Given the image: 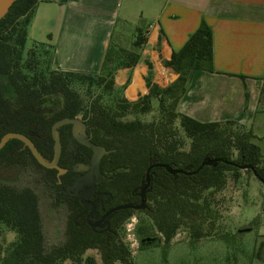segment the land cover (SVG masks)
Returning <instances> with one entry per match:
<instances>
[{
    "label": "trees",
    "instance_id": "1",
    "mask_svg": "<svg viewBox=\"0 0 264 264\" xmlns=\"http://www.w3.org/2000/svg\"><path fill=\"white\" fill-rule=\"evenodd\" d=\"M41 1L17 0L0 20V141L9 132L24 134L41 156L51 161L55 155L53 125L64 118H80L85 124V136L103 150L94 196L98 214L119 205L141 206L149 170L150 182L144 208L115 212L107 228H94L86 222L88 212L80 197L64 192L76 179V168L83 158L91 164L94 156L92 147L73 138L72 125L58 129L63 147L59 166L66 172L61 175L57 169L41 166L23 142L10 139L0 150V169L9 174L8 179L0 175V224L16 231L19 238L11 244L3 264H62L67 260L97 264L95 258H85L88 250L99 252L101 264H133L130 246L121 231L137 212L152 220L167 244L182 227L195 240L215 235L222 219L217 196L227 187L228 174L231 172L237 182L245 169L264 186V155L255 143L257 136L252 128L233 121L204 123L177 110L193 74L213 72L211 27L202 22L183 48L171 60L163 61L166 67L183 69L167 87L153 81V66L148 61L145 81L149 92L130 102L123 95L126 85L118 88L115 76L119 69L136 65L140 57L137 50L146 43L142 29L137 30L134 51L109 46L99 74L54 70L51 46L31 43L45 64L40 71L34 68L36 71L31 74L24 55ZM75 86L85 88L90 97L88 103ZM106 96L114 97L113 102H105ZM57 99L59 107L53 105ZM154 99L159 107L152 122L125 119L150 113ZM177 122L190 141L188 149L178 135ZM216 160L200 170L206 162ZM30 166L39 186L50 198H57L67 212L65 241L61 244L46 243L36 189L13 183ZM147 241L142 238L143 245ZM263 247L264 242L256 257L262 258Z\"/></svg>",
    "mask_w": 264,
    "mask_h": 264
},
{
    "label": "crops",
    "instance_id": "2",
    "mask_svg": "<svg viewBox=\"0 0 264 264\" xmlns=\"http://www.w3.org/2000/svg\"><path fill=\"white\" fill-rule=\"evenodd\" d=\"M136 22L132 40L141 28L146 43L137 50L136 65L115 76L118 88L126 85L128 101L148 94V61L160 87L178 78L183 69L163 61L171 60L206 22L213 32V72L193 74L177 110L204 123L233 121L254 133L264 124L258 120L264 101V0H42L29 42L51 46L54 70L99 74L109 46L121 43L125 28L133 29ZM256 227L253 222L241 226L244 231ZM263 242L259 239L256 252ZM257 259L264 264V249Z\"/></svg>",
    "mask_w": 264,
    "mask_h": 264
},
{
    "label": "rangeland",
    "instance_id": "3",
    "mask_svg": "<svg viewBox=\"0 0 264 264\" xmlns=\"http://www.w3.org/2000/svg\"><path fill=\"white\" fill-rule=\"evenodd\" d=\"M125 4L123 3V6ZM137 11V9H136ZM140 20H138L139 22ZM133 24V29L125 28L123 40L118 45V48L125 51H134V30L137 26ZM126 27V26H125ZM118 28H123L121 21L118 23ZM134 33V34H133ZM40 51L32 47L28 43L25 51L24 60L27 63L28 71L33 74L37 68L40 71L45 64L43 63ZM177 76H173V80ZM80 91L88 103L90 97L87 95L85 88L75 86ZM114 97L106 96L105 102L112 103ZM114 104V103H113ZM60 106V101L57 99L54 104ZM159 102L153 100L152 111L148 114L138 116L130 115L127 120L140 118L144 122H152L158 115ZM258 120H264V101L260 108ZM176 128L178 135L185 141L184 148L188 149L190 141L187 139L184 131L180 128L177 122ZM238 128H235V130ZM259 140H256L264 155V124H260L255 130ZM30 166L28 171H24L18 175L13 183L19 187L31 186L36 189L40 196V208L43 220V228L48 246L58 245L65 241V226L67 212L65 207L61 205L57 198H50L49 194L39 186L35 181V171ZM89 165H84L81 169L83 175L76 187L80 192L86 189L92 183L88 171ZM7 170L1 168L0 175L8 179ZM227 187L217 196L219 210L222 214V219L219 222L220 227L217 233L212 237L195 240L191 237L190 231L186 227H182L177 236L169 243H165L163 238L157 233L152 220L144 213L137 212L122 228L121 235L125 242L130 246L132 252L133 264H260L256 257V248L258 245L259 235L264 231V186L263 183L252 173L241 170L239 181L233 180V175L228 174ZM86 197H89L87 192ZM134 229L129 232L128 228L132 224ZM253 222L257 226L252 231H241L245 223ZM241 228V229H240ZM227 233L225 237L222 234ZM145 237L148 241L142 244V238ZM19 235L11 228L0 224V264L7 255L11 244L16 242ZM149 238V239H148ZM260 243V242H259ZM95 258L97 264H101V257L97 250H88L85 258ZM62 264H76L71 260H67ZM122 264V263H117Z\"/></svg>",
    "mask_w": 264,
    "mask_h": 264
},
{
    "label": "water",
    "instance_id": "4",
    "mask_svg": "<svg viewBox=\"0 0 264 264\" xmlns=\"http://www.w3.org/2000/svg\"><path fill=\"white\" fill-rule=\"evenodd\" d=\"M15 1H17V0H0V20L8 13L9 9L11 8V6L13 5V3ZM68 124L72 125L73 135H74L75 139L82 144H85V145L92 147L94 150V156H93V159L91 162V169H90V177H91L92 184L89 187L90 191H94L96 188V184H97V177L96 176L99 172V163H100V159H101V155H102L103 150L101 147L94 144L89 138H87L85 136V124L83 123V121L80 118H64V119L57 121L53 125V127H52V138H53L54 143H55V155L51 161H47L41 156V154L37 150L36 146L34 145L32 140L28 136L21 134V133H17V132H9L2 137V139L0 141V150L4 148V146L6 145V143L10 139L20 140L21 142H23L25 144V146H27L30 149L31 153L33 154V156L35 157V159L38 161V163L41 166H43L47 169H58L59 175H61L65 172V170H63L59 166V161H60L61 154H62V143H61V140L59 138L58 129L64 125H68ZM215 162H218V161L216 160V161L206 162L205 164L202 165L200 170L203 168V166L213 165ZM168 170L170 171L169 168H168ZM149 171L147 174V186H145L141 192L142 205L141 206L121 205V206H118L115 209H113L111 212L121 210V209H130V208L142 209V208H144V206H145V191H146L147 187L149 186V182H150L149 181ZM173 173H177V172H173ZM82 202L86 203L84 195L82 196Z\"/></svg>",
    "mask_w": 264,
    "mask_h": 264
},
{
    "label": "flooded vegetation",
    "instance_id": "5",
    "mask_svg": "<svg viewBox=\"0 0 264 264\" xmlns=\"http://www.w3.org/2000/svg\"><path fill=\"white\" fill-rule=\"evenodd\" d=\"M72 136L73 138L75 139L74 135H73V128H72ZM76 140V139H75ZM77 141V140H76ZM25 145V144H24ZM27 147V146H26ZM62 150H63V147H62ZM62 155V154H61ZM61 159V158H60ZM83 163L78 167L76 168V179L74 180L73 184L68 187L67 190H65L64 192L66 194H68L69 196H76L78 195L80 197V201L81 203L86 207L87 209V216H86V222L91 225L92 227L94 228H100V229H105L107 228L108 226V220L110 218V216L115 213V212H118V211H121V210H126V209H121V210H117V211H114V212H111L113 209H115L116 207L110 209L109 211H107L106 213L104 214H98V208H97V203H96V198L94 197L95 196V190L94 191H90L89 190V187L86 188V189H82L80 192L78 191L76 185L79 181V179L85 175L83 173V171H81L82 167L84 165H89L90 166V169H91V164H88L89 163V160L87 158H83ZM60 163V161H59ZM90 169L88 171V175L90 177ZM58 170V169H57ZM66 172H64L63 174H65ZM97 177V176H96ZM91 179V177H90ZM87 192L89 193V197L87 198L86 195H87ZM85 196V201L86 203H83L82 202V196ZM58 197H60L58 195ZM121 206V205H119Z\"/></svg>",
    "mask_w": 264,
    "mask_h": 264
},
{
    "label": "built area",
    "instance_id": "6",
    "mask_svg": "<svg viewBox=\"0 0 264 264\" xmlns=\"http://www.w3.org/2000/svg\"><path fill=\"white\" fill-rule=\"evenodd\" d=\"M135 221V219H132V224H130L129 228H128V231L131 232L134 228V224L133 222Z\"/></svg>",
    "mask_w": 264,
    "mask_h": 264
}]
</instances>
